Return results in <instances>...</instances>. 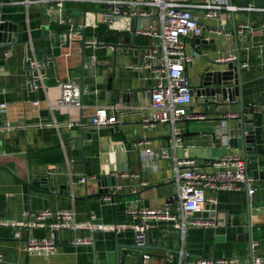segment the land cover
Here are the masks:
<instances>
[{
	"label": "crops",
	"instance_id": "0c3cea01",
	"mask_svg": "<svg viewBox=\"0 0 264 264\" xmlns=\"http://www.w3.org/2000/svg\"><path fill=\"white\" fill-rule=\"evenodd\" d=\"M14 1L0 0V44H7L0 47V104H5L0 108V264H167L169 255L176 264L218 257L251 264L250 241L258 243L253 256L264 260V0H229L236 9H222L218 18L193 9L204 27L194 45V37L187 38L188 52L197 54L188 67L193 84L208 64L200 52L213 59L219 53H232L250 65L241 67L242 90L236 101L217 107L219 113H203L205 106L193 100L190 109L207 117L179 121L184 140L170 149L179 158L197 160L207 172L213 171L207 160L228 154L248 157V172L257 188L254 196L245 189L221 191L216 194L215 223L201 224L210 212H196L188 217L184 232L175 221L152 219L147 226L151 247L145 253L149 258L127 254L123 260H117L118 247L121 251L136 245V221L127 213L129 208L170 205L172 212L180 211L172 161L150 158L135 144L145 139L155 149L170 145L171 125L145 128L141 123L154 85V79L146 80L140 67L141 52L146 48H118L114 55L109 46L87 47L94 68L83 80L78 69L80 50L75 44L64 48L60 33L84 27L87 41L122 44L132 41L135 27L134 43L151 46V38L137 30L154 19L141 16L144 19L133 24L132 17L124 16L107 24L104 14L110 5L105 0H65L62 10L53 5L54 0L28 5ZM244 24L250 28L238 32L237 47L233 28ZM73 36L80 38L81 34ZM52 37H56L55 47ZM212 41L218 46L215 50L204 43ZM45 55L57 58V68L54 62L48 63L49 73L39 66ZM32 64L36 67L30 70ZM111 77L113 86L121 91L118 95L107 89ZM68 79L81 84L82 105L51 108ZM241 105L254 119L255 146L248 154L224 134L236 127ZM102 106L117 116L116 130L92 123L96 108ZM81 119L89 143L79 161L73 150ZM113 190V200H105ZM41 209L75 211L76 227L57 230V248L50 255L24 249L28 240L48 237L59 225L54 218L39 225L33 213ZM88 236L94 238V244L72 243Z\"/></svg>",
	"mask_w": 264,
	"mask_h": 264
},
{
	"label": "built area",
	"instance_id": "2783aa9c",
	"mask_svg": "<svg viewBox=\"0 0 264 264\" xmlns=\"http://www.w3.org/2000/svg\"><path fill=\"white\" fill-rule=\"evenodd\" d=\"M41 0H15V3L30 4ZM51 1V0H47ZM98 2L99 0H91ZM110 5L106 12L105 21L113 23L122 17H151L154 22L137 30L140 35L151 38L150 48L141 52L140 67L146 80L154 79L149 97L148 112L143 115L141 123L145 128H155L159 124L171 125V142L168 146L155 149L148 140L139 139L136 146L142 147V152L150 157L169 159L173 163V182L176 187L180 211L174 213L170 205L165 208L131 207L127 213L136 221V244L145 246L149 236L147 226L152 219H163L177 222L184 232L188 226V217L196 212L209 211L210 217L199 221L204 225L215 223V212L218 199L216 194L223 190H247L253 197L256 192L255 178L248 172V157L228 154L218 159H210L205 163L213 168L207 172L201 169L193 158H179L171 153L183 143L182 130L177 123L182 120H204L207 115L190 109L194 100L192 81L188 75V67L193 64L196 53L187 50V38L201 37L204 27L199 18L193 13L194 8L205 11L208 18H218L222 9L235 10L229 0H105ZM65 0H54V6L62 10ZM138 5L142 8L138 9ZM264 27V26H263ZM248 24L241 25L239 33H243ZM9 56V52L5 53ZM238 56L232 53H219L215 60L234 61ZM248 61L241 62V67H249ZM35 104H38L36 102ZM82 105V87L78 82L68 79L61 84V93L51 108L80 107ZM5 104H0V108ZM230 116V115H229ZM232 116V115H231ZM118 122L117 116L111 114L106 107H98L92 118L96 126H113ZM86 177L82 178L85 181ZM208 191L212 192L209 194ZM107 193L105 200L112 201L113 194ZM37 223L41 225L46 219L54 218L59 225L53 228L50 236L41 239H30L24 246L28 252L38 251L50 255L57 248V230L61 227H76L75 211L73 209H41L33 213ZM19 233H17V236ZM75 245H92L94 238L77 237L72 241ZM258 243H253L254 248ZM1 256V254H0ZM144 258H149L144 254ZM167 264H176L175 257L169 255ZM177 264H183L180 261ZM187 264H237L235 258H198ZM252 264H264L260 255L253 256Z\"/></svg>",
	"mask_w": 264,
	"mask_h": 264
},
{
	"label": "water",
	"instance_id": "95a60500",
	"mask_svg": "<svg viewBox=\"0 0 264 264\" xmlns=\"http://www.w3.org/2000/svg\"><path fill=\"white\" fill-rule=\"evenodd\" d=\"M106 13V12H105ZM143 17L136 16L133 17V24L136 22L139 23ZM109 24V22H105ZM135 27L132 28V38L130 43H122V44H116V43H103L99 40L95 41H87L86 40V30L84 27H77V28H68L66 30H63L60 34L65 41L62 44L64 48H71L73 44L77 45L75 48L79 49V53L81 56V64L78 66V69L81 71L82 79L85 80L87 78L94 67V62L92 56L86 55V48L90 46L94 47H105L109 46L114 48V55L117 53L118 48H150L152 46H140L134 43V37H135ZM79 35L81 34L80 38H77L73 35ZM233 35L236 39V46L238 47L239 41H238V29L235 26L233 28ZM195 38V39H194ZM193 38V45L194 43L198 42L199 37ZM52 46H56V37H52ZM3 43H5V39H3ZM207 48H213L216 43L210 42L206 43ZM4 45L7 44H0V47H4ZM202 56L207 60L208 64L204 71H202L198 77V83L192 85V94L194 96V99L198 104L201 106H205L203 113H219L217 112V107L224 106L226 104H230L231 102L236 101V96L240 94V91L242 90V81L240 80V74H241V60L238 56L236 60L224 62V61H217L213 58L208 57L207 55L200 52ZM52 61L54 62V66L57 68V58L56 57H49L47 55L44 56V58L39 61V66L45 67L47 72L49 73L48 63ZM36 65H31L30 70H32ZM115 68V67H114ZM115 70L113 69V72ZM34 81V77L32 78ZM95 84H91V86L94 87ZM107 89L109 92H113L114 94L118 95V93H121L120 90L115 88L113 86V77L108 79L107 83ZM140 89L136 90L139 91ZM117 102V96L114 100ZM241 112L242 114L236 119L238 120V123L236 127L229 128L227 130V134L230 138V142L235 143V146H240L243 148L245 154L250 153L251 149L255 146V138H254V119L251 114H249L246 109L241 105ZM223 118V117H222ZM220 118V119H222ZM225 118V117H224ZM224 121V120H223ZM80 124V130L77 134H74V150L75 153V159H78L79 161L83 159V153H84V146L85 144H88L87 138H89V134L84 133V125H83V119L79 120ZM115 130L118 127V123H115L112 126ZM238 139V141H237ZM238 143H237V142ZM252 241H250V245L252 247ZM126 250L119 251L120 246L117 249L116 256L117 260H123L125 258V255H137L141 258L144 256L146 250L151 247L150 242L148 240V243L145 246H138L136 245H128L125 246ZM250 261L251 264L253 262V248L251 249L250 254Z\"/></svg>",
	"mask_w": 264,
	"mask_h": 264
},
{
	"label": "rangeland",
	"instance_id": "374dc122",
	"mask_svg": "<svg viewBox=\"0 0 264 264\" xmlns=\"http://www.w3.org/2000/svg\"><path fill=\"white\" fill-rule=\"evenodd\" d=\"M152 42V41H151ZM221 44H222V48L223 49H226L227 48V43H226V41L224 40V39H222L221 40ZM217 45H215L213 48H210V49H212V50H215V49H217Z\"/></svg>",
	"mask_w": 264,
	"mask_h": 264
}]
</instances>
